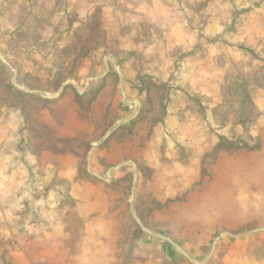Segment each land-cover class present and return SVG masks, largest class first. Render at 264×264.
<instances>
[{"label": "rangeland", "instance_id": "1", "mask_svg": "<svg viewBox=\"0 0 264 264\" xmlns=\"http://www.w3.org/2000/svg\"><path fill=\"white\" fill-rule=\"evenodd\" d=\"M0 54V167L18 160L30 193L0 207V264H81L82 235L102 241L87 264H197L153 233L200 263L264 264V229L208 259L214 236L155 209L164 171L145 163L180 176L204 129L205 160L264 149V0H0Z\"/></svg>", "mask_w": 264, "mask_h": 264}, {"label": "crops", "instance_id": "2", "mask_svg": "<svg viewBox=\"0 0 264 264\" xmlns=\"http://www.w3.org/2000/svg\"><path fill=\"white\" fill-rule=\"evenodd\" d=\"M41 95L44 96L43 94ZM125 96L124 98L126 99ZM128 119L123 122L128 121ZM118 126L119 124L115 125L104 139L99 141L98 145H101L104 140L109 138ZM259 129L264 132V125ZM14 130H17L16 126ZM208 130L204 129L194 133V140H196L194 147L198 153L189 162H186V165L180 164L182 168L180 176L175 178V174H178L177 171L181 170L176 169L177 167H169L166 164L163 166L164 162L162 158H158V161L152 162L153 157L150 156L149 160L145 161V163L149 166L151 164L155 166V163H158L159 168L164 171L159 172L162 174L160 177L163 181V187H160L157 197L158 206L155 209H162V212H175L174 219L172 218L168 221H176V224L178 223L176 226L179 227L186 225L189 229H195L198 232L195 240L197 244L208 243L210 238L206 239V235L211 236V238L214 236L211 239L213 241L208 259H211L213 256V258L225 261L229 257V252L223 250V248H226L225 245L227 246L229 242H242L245 245L247 237L251 238L252 234L264 229V165L259 167L257 159L259 154L264 153V149L261 152H245L240 150L235 152L234 155L229 151L222 150L218 156H215L210 161L205 160L204 156L208 152L215 153L218 148L216 135L210 129ZM234 130L237 131L239 128H229L231 133L235 132ZM227 131L228 129L224 132ZM262 138L264 147V136ZM148 149H150V145ZM13 158L9 157L8 161L11 163ZM176 160L179 163H184L179 159ZM127 162L135 167L137 166L135 161L128 160L126 163L120 164V167L127 164ZM10 163L5 164L4 168L0 167V171L4 173L0 177V207L1 213H6L5 216L8 215V218L15 211L16 203L30 196L28 191H21L22 181L26 180L23 176V165L18 160L13 166ZM175 163L177 162L175 161ZM169 178L180 181L179 183L174 181L172 184L167 182V180H170ZM135 188L137 187L134 185L133 193H135ZM130 202L133 206L132 197L130 198ZM178 213L182 214V217ZM247 228H252L253 230H247ZM219 230L222 232L217 234ZM153 234L168 240L171 244L179 245L178 243L188 242H181L178 239L174 240L160 233ZM52 238L54 236L50 239ZM80 238H82L83 242L82 250L79 252L80 260H82L81 264H87V260L98 261L97 255L99 251L97 244L102 242L101 239L95 237V246L87 247L86 237L82 235ZM45 244L48 246V241ZM24 254H27L29 257V253ZM33 255L35 256L36 253H33ZM16 256L19 255L16 253ZM190 256L192 255L190 254ZM192 258L197 259L196 255H193ZM245 259H247L246 252L244 254L239 253L238 264H241L240 262ZM198 263L204 264L206 261Z\"/></svg>", "mask_w": 264, "mask_h": 264}, {"label": "water", "instance_id": "3", "mask_svg": "<svg viewBox=\"0 0 264 264\" xmlns=\"http://www.w3.org/2000/svg\"><path fill=\"white\" fill-rule=\"evenodd\" d=\"M0 58L2 59V60H5V58L3 57V55H1L0 54ZM121 77H122V75H121ZM14 84L16 85V86H18V87H21V88H25V87H22V86H20L19 84H17L16 83V81H14ZM41 94H43L42 92H40ZM44 96H46L45 94H43ZM124 96H125V94H124ZM126 97V96H125ZM99 144V141H94L93 142V146H96V145H98ZM121 165H119V166H115V167H113L114 169H116V168H119ZM135 217H136V219H137V221L139 222V224L141 225V227L144 229V230H147L146 229V227L141 223V221L139 220V218L135 215ZM148 231V230H147ZM185 256H187L191 261H193V262H195V263H198L194 258H192V256H190V254H188L186 251H184L179 245H177V244H174ZM199 264V263H198Z\"/></svg>", "mask_w": 264, "mask_h": 264}, {"label": "built area", "instance_id": "4", "mask_svg": "<svg viewBox=\"0 0 264 264\" xmlns=\"http://www.w3.org/2000/svg\"><path fill=\"white\" fill-rule=\"evenodd\" d=\"M11 243L14 244V245L16 244L14 239L11 240Z\"/></svg>", "mask_w": 264, "mask_h": 264}]
</instances>
